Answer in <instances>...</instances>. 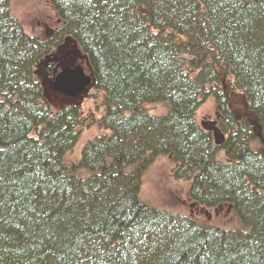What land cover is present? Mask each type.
Here are the masks:
<instances>
[{
    "label": "trees",
    "instance_id": "trees-1",
    "mask_svg": "<svg viewBox=\"0 0 264 264\" xmlns=\"http://www.w3.org/2000/svg\"><path fill=\"white\" fill-rule=\"evenodd\" d=\"M50 3L61 25L39 41L0 0V264H264V0ZM66 37L90 67L89 125L103 131L76 164L65 157L82 107L54 112L35 76ZM161 156L189 201L221 206L235 227L142 204Z\"/></svg>",
    "mask_w": 264,
    "mask_h": 264
},
{
    "label": "rangeland",
    "instance_id": "rangeland-1",
    "mask_svg": "<svg viewBox=\"0 0 264 264\" xmlns=\"http://www.w3.org/2000/svg\"><path fill=\"white\" fill-rule=\"evenodd\" d=\"M10 14L20 22L25 34L39 41L50 39L61 23L57 19L50 0H9ZM81 66L85 75L91 78V71L86 58L80 53L78 47L71 38H64L60 45L45 55L35 70V76L40 83L42 95L51 109L56 112L66 105H81L83 126L73 149L66 155V164H76L80 159L81 150L86 142L103 134V131L91 120L88 115L94 104L89 96L92 94V84L81 94L70 97L51 90L54 77L66 68ZM230 106L234 112H242V97L233 93L230 96ZM214 103L212 101L203 104L196 113V121L202 126H209L214 119ZM88 119H84V118ZM89 126V127H87ZM70 166V165H69ZM174 165L171 158L161 156L155 159L151 166L143 173L139 201L145 206L166 211L171 214L185 215L196 221L213 225L222 229H233L236 221L227 212L224 213L221 206L207 211L201 210L186 197L189 182L176 181L173 177ZM82 177H85L84 175Z\"/></svg>",
    "mask_w": 264,
    "mask_h": 264
},
{
    "label": "water",
    "instance_id": "water-1",
    "mask_svg": "<svg viewBox=\"0 0 264 264\" xmlns=\"http://www.w3.org/2000/svg\"><path fill=\"white\" fill-rule=\"evenodd\" d=\"M90 80L81 68L66 69L60 73L51 85V90L71 97L81 94Z\"/></svg>",
    "mask_w": 264,
    "mask_h": 264
}]
</instances>
